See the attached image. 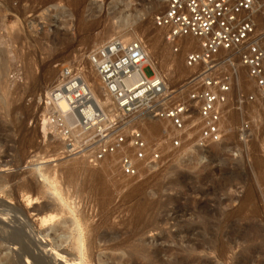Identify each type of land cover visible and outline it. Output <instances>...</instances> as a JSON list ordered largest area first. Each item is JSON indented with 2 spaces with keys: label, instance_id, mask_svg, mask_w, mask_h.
Here are the masks:
<instances>
[{
  "label": "rangeland",
  "instance_id": "1",
  "mask_svg": "<svg viewBox=\"0 0 264 264\" xmlns=\"http://www.w3.org/2000/svg\"><path fill=\"white\" fill-rule=\"evenodd\" d=\"M164 7L158 0H0V249L1 255H8L3 261L10 257L28 263L9 243L12 236L40 258L48 256L44 251L66 259L77 257L68 244L55 246L48 231L53 224L41 220L58 214L60 220L69 221L73 211L87 216L97 238H108V243L103 242L106 248L95 239L89 264H112L116 257L125 261L126 247L110 249L108 245L153 219L170 234H176L178 226H189L197 249L193 264H264V101L236 109L234 94L253 91L245 69H239L226 106L225 136L220 143L197 148L196 126L184 135L182 147L172 149L173 127L141 117L144 136L163 151L161 162L137 178L121 174L116 156L92 163L89 153L74 154L65 137L68 129L63 128L62 134L60 121L52 127L44 117L51 111H44L42 100L55 84L60 66L81 64L83 75H90L88 53L111 37L141 41L166 85L163 97L186 100L191 71L185 67L184 56L195 41L188 40L190 47L183 46L182 51H172L152 22ZM124 14L132 16L130 22L124 21ZM257 22L264 29L263 10ZM153 33L156 48L148 42ZM175 59L178 67L169 76L167 61ZM144 73L152 75L149 68ZM102 108L112 110L110 101H104ZM196 118L194 113L192 120ZM244 121L250 126L247 139L238 132ZM156 122V131H146ZM90 172L98 183L91 180ZM95 185L101 188L98 198L91 191ZM154 234L147 233L142 240L151 243ZM152 244L170 247L161 241ZM132 259L137 261L136 256Z\"/></svg>",
  "mask_w": 264,
  "mask_h": 264
},
{
  "label": "built area",
  "instance_id": "2",
  "mask_svg": "<svg viewBox=\"0 0 264 264\" xmlns=\"http://www.w3.org/2000/svg\"><path fill=\"white\" fill-rule=\"evenodd\" d=\"M260 10L264 15V0H165V7L152 18L164 42L177 53L184 40H195L194 48L187 49L184 56L185 67L191 71L186 79V100L163 97L162 78L146 64L141 41L111 37L88 53L87 62L111 99L113 110H103L93 99L83 79L84 66L73 63L60 66L55 84L44 95V111H51L44 117L49 124L57 114L68 120V126L60 121V133L64 134L65 128L75 132L74 137L65 136L74 154L89 153L92 163L114 155L119 158L121 174L129 178L154 169L162 159L163 150L144 136L141 117L173 127L172 149L182 147L184 135L196 126L197 148L220 143L225 136V109L240 68L245 69L253 91L234 94L236 109L264 101V29H259L257 22ZM145 68L151 69V76L145 75ZM194 113L197 118L192 120ZM249 131V124L242 122L240 136L247 139Z\"/></svg>",
  "mask_w": 264,
  "mask_h": 264
},
{
  "label": "bare ground",
  "instance_id": "3",
  "mask_svg": "<svg viewBox=\"0 0 264 264\" xmlns=\"http://www.w3.org/2000/svg\"><path fill=\"white\" fill-rule=\"evenodd\" d=\"M158 2L161 3V5H164L165 6V0H158ZM124 16H125V14H124ZM130 18L132 19V16L130 17V16L126 15L123 19H124V21H126L128 23V21L130 20ZM120 20L122 22V19L121 18H120ZM123 22L121 24H124ZM127 23L124 24V25H127ZM147 32H150V31L148 30ZM148 42L150 43V45H152V47H155L156 48L155 44H156L157 40H156V36H155L154 33H153V35L149 36ZM183 46L184 47H190V45L188 44V40H186V42L184 43V45H182V47ZM145 54H146V59H145L146 60V64L150 65L151 68L153 69L155 75L158 76V77H160L158 68L156 67L155 62L153 60L154 57H152L151 54H148L146 51H145ZM176 60L177 59H175V62H173V63L169 62V64H168V61H167L166 66L168 67L169 76H172L171 73H170L171 72V69L172 70L175 69L174 68L175 66H176V68L178 67L177 66V62L178 61L176 62ZM90 71H91L90 72L91 73L90 75H88V73H84L83 79H84L85 83L87 84V86L89 88V91L91 93V96L93 97V99L97 103H99V105L101 107H102V103H104V101H105V103L110 101V107L113 110L114 106L111 103L112 101L109 98V96L105 93V91L102 89L101 83L99 81V78H98V76H97L94 68L92 67L90 69ZM176 71H177V69H176ZM171 78H170V80H171ZM49 79H51V78H49ZM162 81H163V79H162ZM163 88H164V90H163V96H164V95L167 94V89H166V85H165L164 82H163ZM60 107L62 109L65 108V106L63 104H60ZM255 113H254V115H256ZM256 116L258 117V114ZM257 117H255V118H257ZM55 118L56 119L53 120V122L51 123V126L52 127L54 126V124L57 121H62L64 124L68 125V123H67L68 120H66L61 115L57 114ZM158 125L159 124L157 122L154 123V124L151 123L149 126H146L147 127L146 128V131L154 132V131H156ZM68 134L71 137V131L70 130H68ZM156 134H158V133H156ZM149 135H150V133H149ZM256 153H257V151H256ZM260 153H261V151H260ZM113 156L114 155H110V156H107L106 158H108V157L109 158H112ZM259 156H260V154H259ZM114 158H116V157H114ZM261 158H262V156H261ZM263 159H264V157H263ZM107 160H108V162L111 161V160L109 161V159H107ZM263 161H261V162H263ZM261 162H259V163H261ZM103 165H105V164H103ZM263 165H264V163H263ZM104 170L107 171V168L106 169L104 168ZM98 173H96V176H97ZM89 174H90V178H92V176H93L94 173H91L90 172ZM40 177L42 178V180L45 183H48V179L47 178H44L43 175L40 176ZM96 179H98V178H96ZM91 180H93V178ZM93 181L96 182V183H98L95 180H93ZM92 183H89V185L92 184ZM125 184H127V183H125ZM136 185H138V184H136ZM90 187L91 186H89V188ZM91 188H92L91 191L93 192V194L95 195V197L98 198L99 195L101 194V188H100V186L99 185L98 186L95 185V186H93ZM84 189H85V187H84ZM53 190H54V188H53ZM102 194H103V192H102ZM0 212H2V211H0ZM70 212L72 214V219L69 220V221L68 220H60L58 218V216H59L58 214H49L47 216H43V217H41V220H42V223L43 224H49V225H52L53 224L52 226H50L48 228V231L50 232V234L52 236V240H53L55 246H60L62 244H68L70 246L71 250L74 251L77 254V257H73V258L71 257V259L70 258L69 259H66V257H64V256L63 257H60V254L59 253H56L54 255V254H52V253H50L48 251H44L48 255V256H46L47 258L46 257L40 258V256L37 257V256L34 255L35 253L34 254L32 253L33 251H31L28 248H26V247L23 246V244H22L23 242L21 243V240H19L20 238H18V236L17 237L12 236V238H9L10 239L9 243L10 242L11 243H14V245L16 246V248L19 249L20 252L22 253L20 255H23L24 256L23 258H25L28 261L27 264H56V263L57 264H61V263L62 264H87V263L89 264L90 257L93 254L94 241L97 238V235H96V233L95 234L92 233L93 231H91V230H93V229L87 223V221H86L87 220V216L83 212H78V213L77 212L74 213L73 211H70ZM57 213H60V212H57ZM1 216L2 215H0V217ZM153 220L152 221L151 220L150 221H147L145 223L142 222L139 225V227L136 228L135 232L132 233V235L130 234V236L129 235L127 237L125 236L124 239L119 240L117 242L115 241L113 244H110L109 243L110 245H108V248H110V249H119L121 247L122 248L123 247H126V250H125L126 253L125 254L123 253V255L126 256L125 261L121 262V257H116V258L111 259L112 260L111 261L112 264H138V263H140V264H193L192 256L196 252L197 249H196V246L193 243L192 237L190 235V232H189L190 230H188V227L189 226H187V228H182V227L178 226L177 233L176 234H170V233H167L166 231L162 230L163 228H161L162 226L160 227L159 222H157L158 220H156V219L154 221ZM11 221H12V219H11ZM90 224H92V223H90ZM15 226H16V224H15ZM17 227H18V225H17ZM92 227H93V225H92ZM48 231H47V233H46L45 236L48 235ZM154 231H156V234H154V239L152 237L151 243L150 242L147 243L146 241L142 240L145 234L151 233V232H154ZM135 236H140L141 239L138 238L140 240H136V239L134 240V237ZM109 237H110V235H109ZM97 239H99L100 243L103 244V242H105L108 238L106 237V235L105 236L103 235L102 237L100 236V238H97ZM96 241L98 242V240H96ZM158 241L159 242L161 241V242H163L165 244H170V247L162 248L161 246H155L154 244H152L154 242L157 243ZM6 242L8 243V241H6ZM36 242H38V240ZM106 242H105V244H106ZM105 244H103V245H105ZM197 246H199V245H197ZM105 248H106V245H105ZM128 250H132L135 253V255L133 253L130 254L128 252ZM118 251H120V250H118ZM42 252L39 251V254L42 253ZM1 253L2 252H1V249H0V264H24L18 258H16L15 261H13V260L11 261L10 257L9 258H6L5 257L4 258V261H3V256H8V255H5V254L4 255H1ZM37 255H38V253H37ZM131 255H132V257L133 256H136L137 261L134 260L135 258L132 259ZM164 257H167V259L165 260Z\"/></svg>",
  "mask_w": 264,
  "mask_h": 264
}]
</instances>
